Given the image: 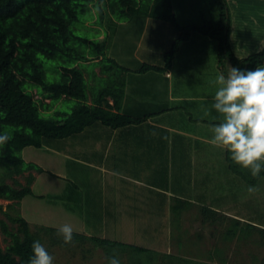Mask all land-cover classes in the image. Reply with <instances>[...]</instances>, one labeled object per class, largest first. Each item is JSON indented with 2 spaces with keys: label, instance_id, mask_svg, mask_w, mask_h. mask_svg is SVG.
I'll use <instances>...</instances> for the list:
<instances>
[{
  "label": "rangeland",
  "instance_id": "obj_1",
  "mask_svg": "<svg viewBox=\"0 0 264 264\" xmlns=\"http://www.w3.org/2000/svg\"><path fill=\"white\" fill-rule=\"evenodd\" d=\"M226 1L229 6L231 25L228 36L230 50H233L236 56H247L249 53L259 52L257 49L264 45V0H244L251 3L248 10L236 9L233 6L236 0ZM180 3L185 6V10L178 12ZM180 3L175 0L174 6L179 13L178 20L181 23L189 21L199 23L203 19L215 18L219 9L215 0H181ZM95 9L87 12L88 20L73 22L71 27L80 35L89 38L98 39L97 36L101 30L104 35L108 33L110 35L108 54L120 64L127 66V57L133 58L132 54L144 23V16L136 15L129 21L119 19L115 23L105 19L103 25H99L94 21L97 18ZM183 11L187 13L184 16H182ZM168 25L171 24L168 23ZM165 33L162 31L160 37L166 36ZM100 37L103 35L101 34ZM141 48H137L138 55H142ZM198 48H201V44L197 45ZM211 52L213 54L216 51L214 49V52ZM227 61L226 59L223 63L224 69L232 65H229ZM213 62L214 60L209 63L211 67ZM260 65H264V56ZM238 68L251 70L249 67L246 68V65H239ZM95 69L98 70L97 67ZM49 76L54 78L57 74ZM101 84L99 83V86ZM99 134L103 135V133ZM88 135L90 137L96 135L93 127L90 128V133L85 131L79 137ZM74 142L75 138L70 137L66 140H50L41 148L26 146L21 152L23 158L39 164L44 171L32 169L15 177L21 183H25L26 175L29 172L33 173L34 179L30 183L33 194L25 195L19 204L12 207L7 206L11 201L0 198L2 205L0 218L6 221L8 229L17 232L19 224L18 221L11 220L6 212L11 216H23L28 222L30 231L38 235L41 244L50 255L54 256V264H107L103 249L89 239H74L73 244L65 245L62 238L57 236V230L63 224H70L74 231L87 235H97L149 249L148 252L136 253L130 250L129 253L122 254L121 264H154V260L155 264H176L175 260H169L162 255L163 253L190 257L210 264H261L264 262V232L262 235L258 228L248 225L253 223L264 227L262 176L250 186L233 179L219 187L212 185L211 197H205L204 201L210 198L212 201L216 197L217 199L212 201L213 204L220 206L221 209L226 208L227 212L238 216L228 214L221 222L219 220L211 222L197 207H191L185 211L183 208L187 206H182L181 209L172 210V206L179 203L175 197H173L175 203L167 199L156 201L155 198L151 202L126 200L124 190L127 188L141 190L143 185L139 186L138 183H131V185L127 183V177L121 175L111 173L101 175L100 170L76 162ZM120 145L123 144H119V148ZM82 146L83 142L79 141L77 149ZM83 156L90 159L86 153H83ZM119 163L120 161L117 162ZM216 164L218 165V162ZM200 167L211 170L212 161L208 159L202 162ZM202 169L195 171L196 198L200 195L198 187L204 185L200 182L201 175H198L203 173ZM237 169V172L244 174L245 169H239V167ZM118 170L127 172L120 167ZM208 175L205 173L204 177ZM137 176L145 179L142 172L137 171ZM2 178L18 186L13 183L11 177L5 176L3 168H0V180ZM239 179L242 178L239 177ZM184 187H187V181L185 179L181 181L177 177L171 189L175 191ZM250 187L258 188L259 191L250 193L248 191ZM129 194L131 193L127 192V196ZM132 195L136 196L134 192ZM234 217L239 220L243 218L237 226L238 232L242 235L225 238L224 231ZM44 226L54 227L56 230L46 231ZM51 236H57L59 242L54 244ZM11 239L12 236L0 228V246L3 249Z\"/></svg>",
  "mask_w": 264,
  "mask_h": 264
},
{
  "label": "trees",
  "instance_id": "obj_2",
  "mask_svg": "<svg viewBox=\"0 0 264 264\" xmlns=\"http://www.w3.org/2000/svg\"><path fill=\"white\" fill-rule=\"evenodd\" d=\"M215 2L219 8L217 16L200 24L179 23L172 0H0V133L8 131L13 137L0 153V168L18 185L3 178L0 180V198L11 201L7 206L19 204L25 195L33 194L30 186L33 173L26 175L25 183L17 180L15 175L32 169L44 171L39 164L23 158L21 152L26 146L41 148L50 140H66L96 125L115 129L141 120L120 112L125 86L123 73L127 68L108 54L110 35L100 37L101 30L98 39L89 38L77 33L71 23L88 20L87 12L97 7L100 10L96 11L94 21L99 25H103L105 19L115 23L119 19L129 21L136 15L160 19L178 31L163 53L165 66L171 64L184 40L193 33H201L217 41L218 59L222 65L227 59L233 67L246 65L254 70L261 64L264 50L237 58L228 42L227 1ZM149 68L160 66L143 64L139 70ZM54 73L57 76L50 78L49 75ZM99 83L102 84L99 86ZM229 164L235 169L239 167L230 158ZM240 174L252 183L262 176L264 183V172L255 178L246 176L245 172ZM178 209L181 208L174 207V210ZM200 211L211 222H221L225 217L224 213L211 208L201 207ZM6 214L11 220L18 221L19 231H10L6 221L0 218V228L12 236L6 248L0 246V264H28L33 254L31 246L40 238L30 231L23 216ZM231 220L224 231L225 238L242 235L237 228L241 219L234 217ZM248 225L258 228L261 234L264 232V227ZM44 228L56 230L50 226ZM73 235L75 240H91L103 249L106 257L114 249L119 257L130 250L136 253L149 251L144 246L97 235L77 231ZM51 241L56 244L59 239L51 236ZM162 255L175 260L176 264H210L176 254Z\"/></svg>",
  "mask_w": 264,
  "mask_h": 264
},
{
  "label": "crops",
  "instance_id": "obj_3",
  "mask_svg": "<svg viewBox=\"0 0 264 264\" xmlns=\"http://www.w3.org/2000/svg\"><path fill=\"white\" fill-rule=\"evenodd\" d=\"M172 1L178 20V12L185 10V6L180 3L181 0H176L181 4L176 12L175 0ZM236 1L233 6L238 10L241 8L248 10L251 4L250 1ZM186 14L183 11L182 16ZM205 20L207 19L199 23ZM178 22L181 23L179 20ZM162 31L166 32V36L161 38ZM177 34V29L172 24L168 25L166 21L150 17L144 19L132 54L133 58L127 57V69L123 75L124 95L120 107V112L141 120L115 129L96 125L93 126L96 132L94 137L89 135L79 137L81 134L75 136L76 148H73L75 159L76 162L100 170L101 175L108 173L121 175L127 177L129 184L143 185L141 190L135 187V190L129 188L124 190L128 201L136 199L135 202H151L155 198L156 201L167 199L175 203L173 200L175 197L179 203L173 205L172 210L174 207L182 206H187L183 208L185 211L191 207L199 209L205 207L225 215L236 216L237 214L227 212L226 208L221 209L220 206L213 204L212 201L217 199L216 197L212 201L211 198L204 201L205 197H211L212 185L219 187L231 182L232 179L249 186L255 183L246 180L242 174L238 175L240 173L237 172L238 169L230 166L229 152L211 144L214 135L212 129L222 120L221 115L212 107L218 89L215 81L219 74L227 77L229 67L224 69L218 59L217 41L201 33H193L184 40L175 52L171 64L165 66L163 53L170 47ZM200 44L201 48L197 49V45ZM138 47H142V55L137 54ZM214 49L216 52L212 54L211 51L214 52ZM236 57L241 59L246 56ZM212 60L213 67L209 64ZM227 62L231 65L229 61ZM143 64L157 65L160 68L140 71L139 68ZM90 128L92 127L85 131L90 133ZM79 141L83 142L85 147L77 149ZM119 144L123 145L119 148ZM83 153L90 156V159H86ZM208 159L212 161L211 170L206 167L202 169L200 165ZM116 161L120 163L117 164ZM118 167L127 172L118 170ZM199 168L203 172L198 174L202 177L200 182L204 185L198 187L200 195L196 198L194 179L195 171ZM137 171L142 172L145 179L138 177ZM204 172L209 174L206 178ZM245 173L251 176L247 170ZM177 177L181 181L185 179L187 187L174 191L171 188ZM131 191L136 196L132 195ZM127 192L131 194L127 196Z\"/></svg>",
  "mask_w": 264,
  "mask_h": 264
},
{
  "label": "clouds",
  "instance_id": "obj_4",
  "mask_svg": "<svg viewBox=\"0 0 264 264\" xmlns=\"http://www.w3.org/2000/svg\"><path fill=\"white\" fill-rule=\"evenodd\" d=\"M261 50L264 45L257 49ZM228 67L227 77L219 74L215 81L218 89L212 107L222 120L212 129L211 144L229 152L232 161L255 178L264 172V65L256 66L254 70ZM12 138L8 131L0 133V153ZM248 191L254 193L259 189L250 187ZM73 234L74 228L70 224H63L57 230V236L65 245L73 244ZM31 248L33 254L28 264H54V256L39 240L34 241ZM106 259L107 264H121L115 249Z\"/></svg>",
  "mask_w": 264,
  "mask_h": 264
},
{
  "label": "built area",
  "instance_id": "obj_5",
  "mask_svg": "<svg viewBox=\"0 0 264 264\" xmlns=\"http://www.w3.org/2000/svg\"><path fill=\"white\" fill-rule=\"evenodd\" d=\"M261 264H264V263H261Z\"/></svg>",
  "mask_w": 264,
  "mask_h": 264
}]
</instances>
